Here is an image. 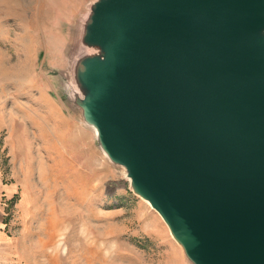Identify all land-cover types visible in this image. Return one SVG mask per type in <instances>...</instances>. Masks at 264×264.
<instances>
[{
  "label": "water",
  "instance_id": "95a60500",
  "mask_svg": "<svg viewBox=\"0 0 264 264\" xmlns=\"http://www.w3.org/2000/svg\"><path fill=\"white\" fill-rule=\"evenodd\" d=\"M69 91L193 264H264V0H95Z\"/></svg>",
  "mask_w": 264,
  "mask_h": 264
},
{
  "label": "rangeland",
  "instance_id": "374dc122",
  "mask_svg": "<svg viewBox=\"0 0 264 264\" xmlns=\"http://www.w3.org/2000/svg\"><path fill=\"white\" fill-rule=\"evenodd\" d=\"M95 0H0V264H193L69 91Z\"/></svg>",
  "mask_w": 264,
  "mask_h": 264
},
{
  "label": "bare ground",
  "instance_id": "6f19581e",
  "mask_svg": "<svg viewBox=\"0 0 264 264\" xmlns=\"http://www.w3.org/2000/svg\"><path fill=\"white\" fill-rule=\"evenodd\" d=\"M91 127H93V126H91ZM94 128V127H93ZM95 132H96V130H95ZM147 200V199H146ZM148 201V200H147ZM149 202V201H148ZM150 203V202H149Z\"/></svg>",
  "mask_w": 264,
  "mask_h": 264
}]
</instances>
